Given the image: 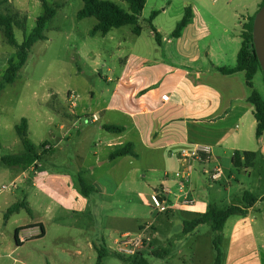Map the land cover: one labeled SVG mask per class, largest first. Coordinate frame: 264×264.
Segmentation results:
<instances>
[{
    "label": "crops",
    "instance_id": "crops-1",
    "mask_svg": "<svg viewBox=\"0 0 264 264\" xmlns=\"http://www.w3.org/2000/svg\"><path fill=\"white\" fill-rule=\"evenodd\" d=\"M262 1L254 0L247 6L243 18L238 12L241 5L231 6L235 0L229 2L228 10H213L208 0H183L182 11L173 18H162L171 3L162 10L153 7L151 14L159 12L152 25L161 36V44L149 25L156 45L147 48L148 45L136 42L128 55L119 57L121 70L106 79L113 84L109 99L103 101L100 111L87 113L97 115L96 122L106 120L98 128L104 133L100 162L104 170L97 176L90 173L85 177L80 171L77 177L55 169L54 165L45 168L43 163L55 160L56 154L54 144L44 141L52 144V149L42 154L40 162L27 168L8 166L20 169L17 175L0 174V181L12 180L14 186L19 182L17 191L25 188L21 197L15 196L13 201L12 195L0 198V239L14 217L22 211L27 212L22 209L4 221L7 210L19 202L28 204L31 212L27 213L32 216L44 212L57 234L66 233L69 228L55 221L52 217L54 209L72 210L74 201L79 198L84 201L95 195L92 209L99 213L104 196L114 198L125 186L124 193L130 204L134 203L136 195L143 205L151 207L142 193L143 185H146L147 174L160 173L167 175L152 189L161 194L163 212L158 209V213H164V217L148 221L124 218L129 221V228H116L114 234L119 236L115 238L116 246L125 236L133 234V239L145 241L141 247L149 248L151 254L158 250L165 252L162 260L167 264L173 258L180 259L179 264H215L214 241L219 238L221 264H264V190L260 191L264 178V136L257 137L255 108L247 101L249 89L245 73L224 75L218 70L237 65L244 25L257 14ZM186 8H191L193 17L181 36L175 38L173 32ZM113 30L105 36L97 35L111 40ZM132 34L136 35L133 29ZM136 36L141 37V34ZM73 121L71 118L60 127L66 131L65 136L71 135ZM104 125L119 126L124 131L108 132L102 129ZM127 144L134 146L136 156L127 155L111 161L110 155ZM197 145L209 147L210 152L194 155L193 149ZM182 151L191 156L183 157ZM236 152L255 153V157L250 158L248 165L236 167L233 162ZM244 161L242 156L241 163ZM218 170L220 177L212 179ZM255 171L258 181L254 182V188H249L238 178V173L243 172L244 179L250 181ZM137 174L146 175L140 180ZM79 176L95 188L88 198L81 197L75 182ZM237 185L244 189H240L239 194L242 203L236 205L231 201V192ZM245 192L255 195L257 202L245 215L231 216L221 232H214L211 223L199 225L188 234L183 232L185 222L200 217L211 205L219 209L228 206L246 209ZM19 228H26L18 236L22 244L30 239L28 237L45 238L49 232L42 219L17 227L15 233ZM155 245L159 249H153ZM92 248L95 251L102 249L98 244H93ZM76 251L69 252L82 256L80 250Z\"/></svg>",
    "mask_w": 264,
    "mask_h": 264
},
{
    "label": "rangeland",
    "instance_id": "rangeland-1",
    "mask_svg": "<svg viewBox=\"0 0 264 264\" xmlns=\"http://www.w3.org/2000/svg\"><path fill=\"white\" fill-rule=\"evenodd\" d=\"M50 5L59 6L55 18L45 29L47 40L38 41L31 49L26 65L19 72L17 80L5 89L0 90V160L7 155L19 154L23 151L21 140L15 127L23 119L29 123V137L37 146L46 144L40 153H47L52 149V144L44 142L49 140L55 146V160L45 161L43 166L67 171L74 176L83 171L82 176L93 173L98 174L104 168L100 167L103 159L104 142L103 131L100 125L106 123L92 122L87 113L100 111L104 100L109 99L113 90V84L107 82V77H113L122 68L119 57L124 58L129 49L136 42L148 45L147 48L156 45V40L150 35L151 11L153 7L162 10L168 7L167 14L162 18L179 16L182 11L183 0H146L148 5L140 17V25L143 28L141 37L132 34V26H124L114 29L111 37L103 39L101 35L91 36V30L97 24L95 17L78 19V13L83 9V0H47ZM118 4L125 11L129 5L124 0H108ZM210 7L228 10L231 0H208ZM254 0H235L240 4L238 12L240 17L247 14V6ZM41 0H0V14L18 13V21L23 26H16L15 36L19 44L24 41L36 26L38 16L43 13ZM150 45V46H149ZM142 48V46H139ZM16 53V49L7 43L3 29L0 27V81L1 73L8 66V61ZM110 70V71H109ZM255 89L264 98L263 74L258 73L254 79ZM87 114V115H86ZM73 118L71 135L65 136L66 131L60 128ZM68 133V132H67ZM68 137V138H66ZM66 138V140H65ZM51 146V148H47ZM31 167V166H28ZM27 168V167H26ZM4 170V171H3ZM20 169L9 168L0 162V174H18ZM139 179L142 175L137 174ZM136 175V176H137ZM167 174H147L146 185H143L142 193L151 204V207L143 205L141 199L134 195V203L124 193L125 186L114 198L104 196L101 211H94L95 195L84 197L74 201L73 209L63 211L54 209L52 217L69 229L66 233L57 234L55 227L40 211L39 215L32 216L26 211L20 212L12 220L8 229L4 230L0 239V264H97L98 253L92 248L98 244L102 249H108L109 255L104 264H130L125 259L134 255H122L115 250L114 234L116 228H129V221L124 218L136 217L145 221L155 218H163L164 213L156 208L152 201L155 191L152 186L160 185ZM97 176V175H96ZM133 178V177H132ZM238 178L246 183L249 188H254L258 181L255 171L250 181H247L245 173H238ZM12 180H1L0 189H3L0 198L12 195V201L20 198L24 189L17 191V186L11 184ZM78 184V179H76ZM132 182V180L130 181ZM150 185L147 186V183ZM128 185V184H127ZM261 190H264V178L261 182ZM25 186V185H24ZM244 189L235 186L231 192L232 203H242L239 194ZM244 191V190H243ZM14 194V196H13ZM92 195V194H91ZM103 197V196H102ZM47 203V202H46ZM226 208V207H224ZM136 209L134 212L133 210ZM163 212V211H162ZM133 213L134 216H133ZM41 214V215H40ZM1 218V216H0ZM36 219H42L49 232L45 238L28 237L23 244L18 246L14 240L15 229L27 225ZM136 235V234H135ZM133 237V234H130ZM137 236V235H136ZM135 238V237H133ZM136 243V242H134ZM138 247L144 246L145 241H138ZM153 249H159L154 246ZM80 250L82 256H76L69 251ZM145 259L150 264H167L162 258L154 257L149 248H140ZM180 259L173 258L170 264H179Z\"/></svg>",
    "mask_w": 264,
    "mask_h": 264
},
{
    "label": "trees",
    "instance_id": "trees-1",
    "mask_svg": "<svg viewBox=\"0 0 264 264\" xmlns=\"http://www.w3.org/2000/svg\"><path fill=\"white\" fill-rule=\"evenodd\" d=\"M8 2L9 0H4ZM129 6V10L125 11L118 4L108 1V0H83L84 7L78 13V19L82 20L88 17H95L97 19V24L91 30V36H96L97 34H101L103 36L107 35L110 30L119 29L124 26H132L133 32L136 35H140L142 31V27L140 26V17L142 12L146 6V0H124ZM264 0L262 1L261 6L263 5ZM41 5L43 8V13L38 16L36 20V26L32 30V32L28 35H25L24 41L19 44L16 40L15 36V27L20 26V22L18 21V13H7L0 14V27L3 29L5 38L7 43L16 49V53L13 57H11L8 61V66L1 73L2 81H0V90L5 89L6 85L13 84L18 76L19 72L26 65L29 54L32 47L38 42L47 40V36L45 34V29L48 24L55 18L56 11L59 6H53L48 3L47 0H41ZM159 14L158 11H155L151 14L149 19V23L152 26L153 32L156 30L152 25L153 19ZM255 16L250 18L249 22L244 25V30L241 33V37L243 40L242 47L238 54L237 65L235 67H223L218 68V70L224 75H232L238 72L245 73L246 85L249 89V96L247 101L254 106L255 108V118L257 120V137L260 138L264 136V98L263 96L255 89L254 87V79L255 76L260 72L263 74L260 62L255 52V46L253 41V24L255 20ZM193 17V12L191 8H186L184 16L182 20L177 24L175 31L173 32V36L178 38L181 36L183 30L187 27L189 22ZM21 25L25 26V23ZM155 38L159 44H161V36L159 33L155 32ZM264 80V75H263ZM16 132L21 140L23 151L19 154L7 155L2 157L1 162L8 166H33L42 160L41 150L46 146L45 143L42 146L37 147L29 137V123L27 119H23L18 126L15 127ZM104 130L108 132L122 133L124 129L119 126H110L104 125ZM137 153L134 152V146L132 144H127L125 146L119 147L116 149L111 155L110 160L114 161V159H118L127 155L136 156ZM244 157V163H241V157ZM255 153L244 152L235 153L233 158L234 165L236 167L242 166V164L248 165L250 163V158H254ZM78 188L79 191L83 194V196L88 197L92 192L95 191V188L88 184L83 177L79 176L78 178ZM243 202L246 204V209H242L240 206H228L226 208H217L215 206H210L206 213L201 215L200 217L187 221L184 224L183 232L185 234L191 233L197 228L199 225L211 223L212 229L214 232H221L227 220L234 215H245L247 213V209L252 207L257 202V197L250 192H245L243 195ZM22 209L27 210V212H31L28 204L26 202L15 203L11 206L4 215V221H8L9 218L15 214L19 213ZM32 227V226H27ZM23 229L19 228L16 230L15 239L18 246L22 245L19 240V233ZM43 231V230H42ZM43 235V232L41 233ZM220 239L217 238L214 241V247L216 249V262L215 264L222 263V252L219 247L218 241ZM98 252V261L97 264H104L105 258L109 255L108 249H97ZM166 253L162 251H154L152 255L157 258H162ZM121 258L129 262L130 264H150L141 252H137L134 257H129L125 259L123 256Z\"/></svg>",
    "mask_w": 264,
    "mask_h": 264
},
{
    "label": "built area",
    "instance_id": "built-area-1",
    "mask_svg": "<svg viewBox=\"0 0 264 264\" xmlns=\"http://www.w3.org/2000/svg\"><path fill=\"white\" fill-rule=\"evenodd\" d=\"M167 101H168V99L165 100V102H167ZM91 121L92 122L98 121L97 115H95V114L91 115ZM47 148L49 149V148H51V146H48ZM209 152H210V148L207 146L197 145L193 149V154L196 156H199L200 154H203V153L207 154ZM182 154H183V157H185V158L186 157L188 158L191 156L190 154H188L187 151H182ZM220 175H221V171L218 170V172L216 174H213L212 179H217L220 177ZM152 201H153L154 206L162 211L163 207H162V202H161V194L155 192L152 195ZM134 242H136V243H134ZM138 244H139L138 240L133 239L130 236H125L123 239H121L118 242L115 250L120 252L122 255H134L138 252V249H139V248H137Z\"/></svg>",
    "mask_w": 264,
    "mask_h": 264
},
{
    "label": "water",
    "instance_id": "water-1",
    "mask_svg": "<svg viewBox=\"0 0 264 264\" xmlns=\"http://www.w3.org/2000/svg\"><path fill=\"white\" fill-rule=\"evenodd\" d=\"M253 41L255 52L264 75V2L255 16L253 24Z\"/></svg>",
    "mask_w": 264,
    "mask_h": 264
}]
</instances>
